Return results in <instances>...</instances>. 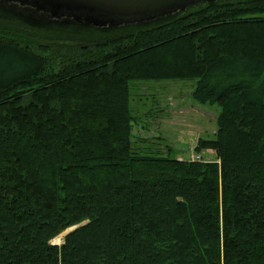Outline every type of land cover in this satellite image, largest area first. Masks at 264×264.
I'll return each mask as SVG.
<instances>
[{"label": "trees", "instance_id": "1", "mask_svg": "<svg viewBox=\"0 0 264 264\" xmlns=\"http://www.w3.org/2000/svg\"><path fill=\"white\" fill-rule=\"evenodd\" d=\"M16 2L0 0V264H264V0L121 28ZM168 81L221 108L195 148L216 160L134 146L131 85Z\"/></svg>", "mask_w": 264, "mask_h": 264}, {"label": "rangeland", "instance_id": "2", "mask_svg": "<svg viewBox=\"0 0 264 264\" xmlns=\"http://www.w3.org/2000/svg\"><path fill=\"white\" fill-rule=\"evenodd\" d=\"M9 1V0H5ZM5 1H2L4 3ZM22 5L27 2L33 4L39 12L50 14V23L58 22L61 18H68L75 23H86L94 27H107L116 25L119 28L129 24H144V21L134 19L125 21L111 19H94L64 14L53 9L37 6L31 1L15 0ZM20 2V3H19ZM10 4V3H8ZM12 5V4H11ZM21 5V4H20ZM264 17V15H263ZM39 19V18H38ZM38 22H44L39 19ZM105 22V23H102ZM114 23V24H113ZM56 28L55 25H49ZM196 82L168 81L160 83H135L131 85V109L141 126L136 135L141 137L143 143L133 139L135 147L142 148L144 154H154L170 157L172 159L190 160L192 156L202 157L204 161H214V153L202 152L198 154L195 148L199 140H215L218 130L217 119L221 108L217 105H202L195 101L193 93ZM142 130V131H141ZM68 233V232H67ZM66 234L59 237L62 240ZM58 239V238H57ZM56 239V240H57Z\"/></svg>", "mask_w": 264, "mask_h": 264}, {"label": "water", "instance_id": "3", "mask_svg": "<svg viewBox=\"0 0 264 264\" xmlns=\"http://www.w3.org/2000/svg\"><path fill=\"white\" fill-rule=\"evenodd\" d=\"M56 12L91 17L93 21L111 19L118 21H152L186 11L200 4L233 0H26ZM70 229L68 233L73 231ZM65 233L66 235L68 233Z\"/></svg>", "mask_w": 264, "mask_h": 264}, {"label": "bare ground", "instance_id": "4", "mask_svg": "<svg viewBox=\"0 0 264 264\" xmlns=\"http://www.w3.org/2000/svg\"><path fill=\"white\" fill-rule=\"evenodd\" d=\"M58 242H60V239L58 238L57 240H54V243L57 244Z\"/></svg>", "mask_w": 264, "mask_h": 264}, {"label": "built area", "instance_id": "5", "mask_svg": "<svg viewBox=\"0 0 264 264\" xmlns=\"http://www.w3.org/2000/svg\"><path fill=\"white\" fill-rule=\"evenodd\" d=\"M195 159H197V160H198V159H200V158H195Z\"/></svg>", "mask_w": 264, "mask_h": 264}]
</instances>
